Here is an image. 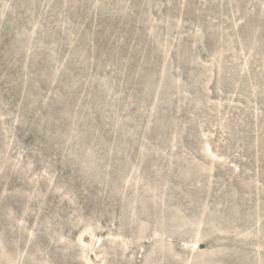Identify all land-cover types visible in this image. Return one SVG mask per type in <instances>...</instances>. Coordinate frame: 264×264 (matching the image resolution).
<instances>
[{
  "label": "rangeland",
  "instance_id": "rangeland-1",
  "mask_svg": "<svg viewBox=\"0 0 264 264\" xmlns=\"http://www.w3.org/2000/svg\"><path fill=\"white\" fill-rule=\"evenodd\" d=\"M2 48L0 264H264V0H0Z\"/></svg>",
  "mask_w": 264,
  "mask_h": 264
},
{
  "label": "trees",
  "instance_id": "trees-1",
  "mask_svg": "<svg viewBox=\"0 0 264 264\" xmlns=\"http://www.w3.org/2000/svg\"><path fill=\"white\" fill-rule=\"evenodd\" d=\"M50 25L52 29L55 28V22L53 20L50 21ZM8 55L9 53L7 52V49H3V48L0 49V61L5 59ZM2 77L6 78L7 84L9 85L8 86L9 90L15 91L16 85L14 81L16 80V77H19V75L17 74V69L15 67H11L5 72V75H1L0 73V78ZM206 114L207 115L205 116V118L218 119L217 117H221V119L225 121L235 123L237 126L239 125L237 124L238 114L235 113L234 111H231L229 107H225L224 109H219L218 107H216L215 109H213V113L208 111ZM60 118L61 117H58V116L53 117L54 123L59 122ZM60 208L62 209V211L65 210V212L63 211V216L65 218H69L70 211L68 209H65L64 206H60ZM110 214H111V211L109 210L108 207H106L105 217H110ZM65 234L69 236L71 239H75L76 229L74 228L72 224H68V223L66 224Z\"/></svg>",
  "mask_w": 264,
  "mask_h": 264
}]
</instances>
